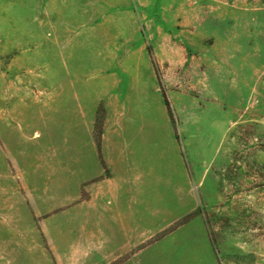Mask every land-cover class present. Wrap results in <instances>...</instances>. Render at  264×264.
Masks as SVG:
<instances>
[{"label": "rangeland", "instance_id": "obj_1", "mask_svg": "<svg viewBox=\"0 0 264 264\" xmlns=\"http://www.w3.org/2000/svg\"><path fill=\"white\" fill-rule=\"evenodd\" d=\"M0 264H264V0H0Z\"/></svg>", "mask_w": 264, "mask_h": 264}, {"label": "crops", "instance_id": "obj_2", "mask_svg": "<svg viewBox=\"0 0 264 264\" xmlns=\"http://www.w3.org/2000/svg\"><path fill=\"white\" fill-rule=\"evenodd\" d=\"M125 167V173L123 175V181L126 182V187L125 188H133L135 185V178H134V167L131 165L129 162L128 164L124 165Z\"/></svg>", "mask_w": 264, "mask_h": 264}, {"label": "trees", "instance_id": "obj_3", "mask_svg": "<svg viewBox=\"0 0 264 264\" xmlns=\"http://www.w3.org/2000/svg\"><path fill=\"white\" fill-rule=\"evenodd\" d=\"M166 100V105H167V107H168V109H169V112L171 113V106H170V103H169V101L167 100V99H165Z\"/></svg>", "mask_w": 264, "mask_h": 264}]
</instances>
